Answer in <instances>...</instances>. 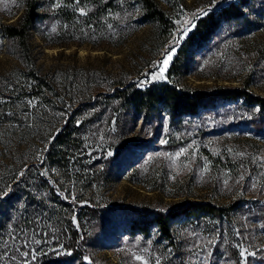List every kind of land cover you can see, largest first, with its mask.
I'll use <instances>...</instances> for the list:
<instances>
[{
	"label": "rangeland",
	"instance_id": "obj_1",
	"mask_svg": "<svg viewBox=\"0 0 264 264\" xmlns=\"http://www.w3.org/2000/svg\"><path fill=\"white\" fill-rule=\"evenodd\" d=\"M159 1L174 24L165 43L147 21L124 33L108 25L99 33L62 36L60 26L52 21L42 28L44 32H32L35 68L51 84L44 95L52 101L48 107L46 99L33 98L25 90L27 69L21 53L0 32V190L10 193L11 179L22 176L32 177L40 197L47 196L45 185L55 188L72 203L69 219L85 230L91 228L84 241V260L92 264H210L212 239L205 231L187 229L178 234L174 246L162 248L150 239L117 235L113 210L118 208L167 209L190 200L221 205L254 197L264 202V136L244 129L184 140L176 148L136 149L122 171L119 166L108 174L103 171L104 162L126 140L139 147L155 134L154 143L167 142L162 140L164 125L154 133L141 127L140 120L125 114L119 117V111L113 110L116 104L106 101L107 96L121 81L139 87L167 82L176 46L194 29L191 24L204 16L202 11L208 13L224 0H175L172 7ZM24 8L25 0H0V26L16 25ZM141 15L139 6L134 18ZM261 16L256 19L258 28L243 37L225 32L223 25L207 50L193 54L176 82L197 89L247 84L264 96V13ZM185 28L190 30L183 34ZM169 54L171 59L164 65ZM69 120L84 124V144L74 155L73 167L49 168L43 146L34 152L29 142L56 134ZM27 161L31 166L18 170V164ZM20 209L24 204L10 209V224ZM49 218L43 212L9 232L1 240L0 264H45L71 255L68 237ZM255 233V242L243 248L246 255L253 253L248 248H264V232L258 227ZM180 251H186V261L174 257Z\"/></svg>",
	"mask_w": 264,
	"mask_h": 264
},
{
	"label": "trees",
	"instance_id": "obj_2",
	"mask_svg": "<svg viewBox=\"0 0 264 264\" xmlns=\"http://www.w3.org/2000/svg\"><path fill=\"white\" fill-rule=\"evenodd\" d=\"M174 1L165 0V3L172 7ZM139 6L142 15L134 18ZM263 13L264 0H224L201 16L195 22L194 29L176 46L177 52L168 69L167 82L144 87L134 82H118L106 99L116 104L113 110L119 111V117L125 114L133 120H140L141 127L154 133L164 125L166 132L162 140L167 142L166 145L154 143L155 134L140 143L139 147L135 146L133 140H126L120 144V151L104 162L103 171L108 174L117 166L122 171L136 155V149L140 148L148 152L155 151V148H176L185 143L184 140L190 141L221 131L232 133L244 129L264 136V96L254 93L247 84L197 89L176 82L188 67L193 54L207 50L213 39L221 33L223 25L225 32L243 37L258 28L256 19L261 18ZM51 21L60 26L62 36L68 33H99L106 30L108 25L111 28L119 27L124 33L129 27L140 26L147 21L153 24L164 43L174 28L169 13L159 0H25V8L18 23L3 24L0 32L18 47L27 69L23 72L25 90L31 92V97L40 100L47 98L44 95L51 84L35 68L31 34L34 31L44 32L42 28ZM51 103V100L46 99L45 106ZM83 125L69 120L56 134L30 141V149L36 152L42 145L44 163L49 168H71L79 145L84 144ZM29 164L27 161L18 164L17 168L21 170L30 167ZM11 184L13 190L10 193L0 190V246L1 240L9 232L22 224H29L46 212L51 217L49 219L61 227V234L68 237L67 249L71 255L54 258L45 264H92L84 260L87 256L84 241L91 228L85 230L86 227H80L69 219L73 213V209H69L71 202L48 185L44 188L48 190L47 196L40 197L37 192L39 186L32 182L30 176L14 177ZM21 203L24 209L14 212L19 214L18 220L10 224V209L17 208ZM113 213L117 235L121 233L130 238L150 239L157 246L168 248L175 245L181 232L190 228L200 229L212 239L208 244L211 248L210 264H220L221 261L226 264H264V248L254 246L248 248L254 255L249 253L246 258L240 255L241 249L251 247L255 242L258 227L264 232V202L257 197L237 199L221 205L208 200H190L167 209L130 206L113 210ZM180 252L179 256L176 254L174 257L177 256L179 262L180 257L186 261V251Z\"/></svg>",
	"mask_w": 264,
	"mask_h": 264
},
{
	"label": "snow or ice",
	"instance_id": "obj_3",
	"mask_svg": "<svg viewBox=\"0 0 264 264\" xmlns=\"http://www.w3.org/2000/svg\"><path fill=\"white\" fill-rule=\"evenodd\" d=\"M81 12H82V14H83V10H82V9H81ZM201 14H202V15H206L207 13L202 11ZM191 27L194 28V27H195V24H191ZM189 30H190V28H185L183 34H186L187 31H189ZM183 34H182V35H183ZM175 42H176V43H179V40H176ZM171 55H172V54H169V55L166 57V59L162 62L164 65H167V63H168L169 60L171 59ZM153 78H156V77L154 76ZM160 78H163V76H162V71H161V77H160ZM181 154H182V153H177L178 156L181 155ZM238 247H239V245H238ZM246 253H247V250H246V249H241V251H240V255H241V257H245V258H246ZM251 254L254 255V253H251ZM23 255H24V256H28L29 254H28V253H24ZM33 259H35L34 256H33ZM137 259H142V258H141V257H137ZM145 264H147V262H145Z\"/></svg>",
	"mask_w": 264,
	"mask_h": 264
}]
</instances>
